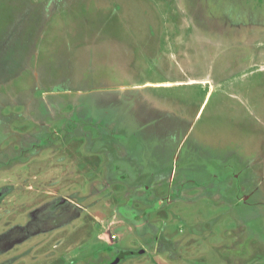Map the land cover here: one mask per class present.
<instances>
[{"label":"rangeland","instance_id":"rangeland-1","mask_svg":"<svg viewBox=\"0 0 264 264\" xmlns=\"http://www.w3.org/2000/svg\"><path fill=\"white\" fill-rule=\"evenodd\" d=\"M0 264H264V0H0Z\"/></svg>","mask_w":264,"mask_h":264},{"label":"water","instance_id":"water-1","mask_svg":"<svg viewBox=\"0 0 264 264\" xmlns=\"http://www.w3.org/2000/svg\"><path fill=\"white\" fill-rule=\"evenodd\" d=\"M2 192H3V191H0V196L2 195Z\"/></svg>","mask_w":264,"mask_h":264}]
</instances>
